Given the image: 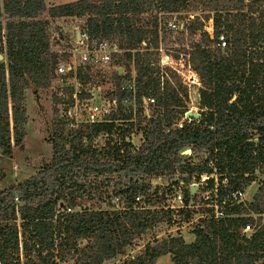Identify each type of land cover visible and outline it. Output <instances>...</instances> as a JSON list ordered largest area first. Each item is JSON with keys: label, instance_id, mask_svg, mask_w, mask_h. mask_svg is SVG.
Listing matches in <instances>:
<instances>
[{"label": "trees", "instance_id": "trees-1", "mask_svg": "<svg viewBox=\"0 0 264 264\" xmlns=\"http://www.w3.org/2000/svg\"><path fill=\"white\" fill-rule=\"evenodd\" d=\"M155 6L167 13H194L188 30L198 36L190 41V63L201 83L200 117L180 122L185 87L176 73L159 74L156 51L125 52L123 59L133 61L137 71V102L154 96L161 113L119 131L114 123L67 129L54 116L51 160L16 187L0 189V264H46L57 247L75 248L81 239L87 241L77 249L82 250V264H102L124 254L128 243L153 223L171 219V210L161 205L160 211L151 209L162 203L164 192L156 193L158 187L152 189L148 178L178 174L186 183L192 175L199 180L202 173L212 172L200 159L205 150L220 174L219 200L228 191H245L256 171L264 173V0H74L49 7L44 0H0V48L4 42L7 60L0 61L1 155L10 158L14 146L23 148L25 91L36 93L49 85L56 62L48 50L53 18L84 17L91 35L114 39L123 49L143 42L154 48L159 17L166 18L148 15ZM203 16L212 19V37L203 29ZM221 33L227 37L223 49L215 46ZM122 118L131 115L126 112ZM174 123L178 126L172 128ZM135 126L143 140L131 149L125 137ZM188 147L195 154L182 161L180 152ZM205 184L213 189V178ZM189 192L185 190L186 203ZM195 200L201 201L199 196ZM89 201L99 204L76 210ZM225 209L222 218L200 217L191 242L181 236L154 240L125 264H155L166 254L173 264H264V178L251 201ZM201 210L212 211L192 207L183 210L185 220ZM247 223L255 227L250 235L242 230Z\"/></svg>", "mask_w": 264, "mask_h": 264}, {"label": "built area", "instance_id": "built-area-1", "mask_svg": "<svg viewBox=\"0 0 264 264\" xmlns=\"http://www.w3.org/2000/svg\"><path fill=\"white\" fill-rule=\"evenodd\" d=\"M190 16L183 21L178 20L176 15L172 14L163 20L159 17L158 46L147 47L151 45L150 42H143L134 49H123L114 39L91 35L85 26L84 17L61 16L53 18L56 22L58 19L69 20L68 24L60 22L51 26L48 37V50L50 54L56 55V62L53 65L48 85L52 97V106L55 108L54 116L59 121L64 122L67 129H84L85 126L96 123H114L119 131L124 128L126 120H132V116H135L137 104L141 108L149 106L157 108L154 96H143L141 103L137 102V71L134 64L130 79L126 80L122 76L123 68L119 61L123 59L124 53L127 51L134 54L137 51L140 53L146 50H154L158 53L157 69L161 76L163 73L168 76V72H174L181 77L187 89L195 84L199 86V77L190 63V35L188 30ZM203 23V29L212 37V19L208 20L207 23L203 20ZM226 44V35L224 33L219 34L215 46L223 49ZM114 72L115 76H113ZM103 85H105L104 92H102ZM120 94L122 97L119 96ZM53 98L56 102H53ZM127 102H129L128 112L131 118L124 119L122 114L127 112L124 108ZM145 116L149 117L147 114ZM183 118L185 119V114ZM176 126L178 123L172 124L171 127L175 128ZM135 134L140 136L136 142L135 139L138 136L135 137ZM142 140L141 130L139 132L132 130L125 137V142L130 144L131 149L138 148ZM200 156L207 161L212 172L202 173L197 180L198 182L189 181L186 183L178 176L176 180L167 184L161 207L165 210H171V213L181 215L183 210L200 206L212 211L203 212L198 215V218L225 217L227 216L226 206L245 201V191L238 188L228 191L224 198L217 199L216 160L209 158L206 150ZM209 178L214 180L213 189L202 190L199 193L200 202L193 198L194 193L189 192V201L186 203L185 190L189 188L190 191L195 184L201 183L203 185ZM222 184L224 187L227 186V180L223 179ZM137 200H141L140 197H137ZM112 201L118 206L117 197H114ZM189 222L192 221H187V223ZM254 228V225L247 223L242 230L243 233L247 234V232L252 233Z\"/></svg>", "mask_w": 264, "mask_h": 264}, {"label": "rangeland", "instance_id": "rangeland-1", "mask_svg": "<svg viewBox=\"0 0 264 264\" xmlns=\"http://www.w3.org/2000/svg\"><path fill=\"white\" fill-rule=\"evenodd\" d=\"M46 6L55 5L56 2H61L62 0H44ZM74 1V0H71ZM70 2V1H69ZM248 3V2H247ZM247 3L244 5V10H247ZM60 4V3H59ZM160 13L163 14V17H168L172 15H176V18L180 21H183L187 19V17L190 16V19L193 18L194 13L187 11V10H180L173 13H167L162 10H160L158 7H153L152 10L148 12V15H155L158 16ZM202 13V11L197 12ZM209 13L207 11L203 12V15H208ZM42 17H47L46 14H43ZM51 19V18H49ZM211 17L203 16V20L207 23L208 20H210ZM69 23V20H52V25H57V23ZM2 24H4V19H2ZM193 39H198V36H189V41ZM3 49L0 48V61H4L6 63V54H5V45L3 42ZM120 66L123 68L122 76L128 80L130 79L132 75V69H133V63L132 61H129L127 57H124V59L119 61ZM169 75H172V73L168 72ZM174 75V74H173ZM198 76V75H197ZM180 77V76H179ZM181 79V77H180ZM200 80V79H199ZM172 81L174 84H176L175 78H172ZM181 83L184 86L182 79ZM201 86V83L199 86L197 84L192 85L187 89V86L185 87L186 92H181L184 106L183 110H185V113L190 111L192 113L199 114L197 118L200 117V112L202 109L198 107L199 102V94H198V88ZM105 85H103L102 92H104ZM128 106L129 102L126 103V106L124 107L128 112ZM146 107V106H145ZM25 108L27 112L28 122L26 124V131L27 135L23 141V148L19 149L18 147H13V154L12 157H3L0 153V189L5 188L8 186L16 187V185L33 176L36 175L37 172L42 168V165L44 162H49L51 160L52 156V147L51 143L49 142L50 136H51V128H52V122H53V106H52V97L48 90V87L39 89L36 93H33L31 90L27 89L25 91ZM162 108H152L151 106L146 108H141L137 104L136 108V114L135 116H132V120H126L124 122V129L129 127L128 123L132 122L135 125L139 122V124L145 123L144 117L145 114H153L155 113H161ZM184 118H181L180 121H183ZM136 132H139V128L136 126L134 129ZM135 142L140 138L139 134H135ZM102 141V140H101ZM140 142V141H139ZM138 142V143H139ZM194 152L191 151V149L185 148L180 152L181 160H185L188 158H191L194 156ZM190 156V157H189ZM188 157V158H187ZM201 159V157H200ZM214 159V158H213ZM220 174L217 173V177H219ZM158 177H152L148 178L147 181L150 182V185L152 189L154 187L157 188L156 193H163L167 189V184H169L171 181L176 180L178 177V174L174 175H164ZM264 178V173L261 172H255V180L254 183H250L245 188V194L244 198L245 201H251L253 199V195L256 192L257 188L261 184ZM189 181H195L198 182L195 179V175H192ZM206 184H195L194 188V195L195 199H198L199 193L206 189ZM99 203L93 202H84L82 206L77 207L76 210L83 209V208H91L92 206H96ZM162 203L156 202L155 204H152L153 206H150L151 209H156L160 211L159 206H162ZM100 207L105 208L106 205L104 203H101L99 205ZM201 210L199 213H202ZM194 214L191 217V221L187 223L185 220V214L178 215L176 213H171L170 218L171 219H163L161 221L153 223L150 227L146 229V231L142 232L140 235H138L136 238H134L128 245L125 247V253L119 254L115 256L113 259L104 261L102 264H125V262L130 259L134 258L137 255H139L143 249L145 248V245L148 242H153L154 240H160L167 237L172 236H181L185 242H191L194 238L193 236V228L196 224H199L198 215L200 214ZM251 232H247V234H250ZM59 242V240H58ZM87 244V241L84 239H81L77 242V247L70 248L67 245L57 247L56 250H54V255L51 259L46 261V264H82L81 263V255L83 246ZM155 264H173L172 256L170 254H166L161 256Z\"/></svg>", "mask_w": 264, "mask_h": 264}, {"label": "water", "instance_id": "water-1", "mask_svg": "<svg viewBox=\"0 0 264 264\" xmlns=\"http://www.w3.org/2000/svg\"><path fill=\"white\" fill-rule=\"evenodd\" d=\"M0 59H1V56H0ZM198 116H199V114L192 113V112H190V111H188V112L185 113V118H190V117H195V118H197ZM194 188H195V187H194ZM194 188H191V190H190L191 194L194 193Z\"/></svg>", "mask_w": 264, "mask_h": 264}, {"label": "crops", "instance_id": "crops-1", "mask_svg": "<svg viewBox=\"0 0 264 264\" xmlns=\"http://www.w3.org/2000/svg\"><path fill=\"white\" fill-rule=\"evenodd\" d=\"M50 1H52V0H50ZM69 1H71V0H62L61 2H56L55 4L65 3V2H69Z\"/></svg>", "mask_w": 264, "mask_h": 264}]
</instances>
